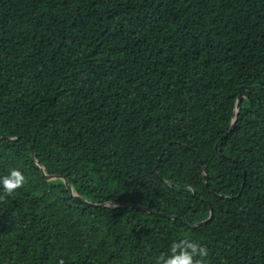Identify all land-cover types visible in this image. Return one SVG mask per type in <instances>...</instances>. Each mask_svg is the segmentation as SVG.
Masks as SVG:
<instances>
[{
    "label": "trees",
    "instance_id": "16d2710c",
    "mask_svg": "<svg viewBox=\"0 0 264 264\" xmlns=\"http://www.w3.org/2000/svg\"><path fill=\"white\" fill-rule=\"evenodd\" d=\"M12 167L0 264H264V0H0Z\"/></svg>",
    "mask_w": 264,
    "mask_h": 264
},
{
    "label": "clouds",
    "instance_id": "9594fccd",
    "mask_svg": "<svg viewBox=\"0 0 264 264\" xmlns=\"http://www.w3.org/2000/svg\"><path fill=\"white\" fill-rule=\"evenodd\" d=\"M26 183L23 172L16 167L9 169L8 173L0 177V186L4 195H0V201H5L6 196H11L17 189ZM209 249L189 238L174 240L168 253H161L156 258V264H206ZM58 264H64L61 258Z\"/></svg>",
    "mask_w": 264,
    "mask_h": 264
},
{
    "label": "water",
    "instance_id": "95a60500",
    "mask_svg": "<svg viewBox=\"0 0 264 264\" xmlns=\"http://www.w3.org/2000/svg\"><path fill=\"white\" fill-rule=\"evenodd\" d=\"M243 88H246V87H240V89H239V95H238V98L236 100V108H235V117H234V120L236 119V114H237V112L239 110V102H240L241 97H242V90H243ZM56 178H60V177H58V176H47V179L48 180L56 179ZM64 180H65L66 184L68 185V187L70 188L69 182L66 179H64ZM135 207L138 208V209H141L143 211L152 212L150 209H148L146 207H142V206H139V205L138 206L135 205ZM212 214H213V211H212V209H210V216L206 220L210 219L211 216H212Z\"/></svg>",
    "mask_w": 264,
    "mask_h": 264
}]
</instances>
